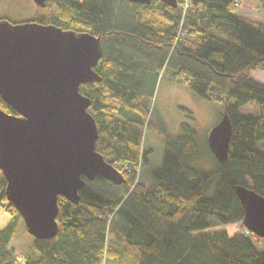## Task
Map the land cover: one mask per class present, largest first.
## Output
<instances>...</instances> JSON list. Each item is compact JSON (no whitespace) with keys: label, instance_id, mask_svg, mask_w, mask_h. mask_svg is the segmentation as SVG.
<instances>
[{"label":"trees","instance_id":"1","mask_svg":"<svg viewBox=\"0 0 264 264\" xmlns=\"http://www.w3.org/2000/svg\"><path fill=\"white\" fill-rule=\"evenodd\" d=\"M256 1L264 11V0ZM239 5V0H178L176 7L160 0L35 5L32 21L101 38L103 56L95 71L102 80L80 90L92 99L97 150L126 181L83 177L80 202L59 197L58 234L32 237L24 264H107L126 258L134 264H264V249L253 233L243 232L245 211L235 192L242 185L264 196V82L251 77L252 71H264V21L239 13ZM162 77L222 104L221 117L228 113L233 135L225 162L216 159L207 140L216 160L207 170L196 164L199 144L191 124L181 123L176 135L159 125L163 162L147 185L139 180L150 152L142 150L145 129L154 126L146 100L155 97ZM247 105L256 111L242 112ZM0 108L16 114L1 95ZM6 187L0 170V206L12 215L0 227V264H19L10 245L23 221ZM213 220L239 221L242 231L206 230Z\"/></svg>","mask_w":264,"mask_h":264},{"label":"water","instance_id":"2","mask_svg":"<svg viewBox=\"0 0 264 264\" xmlns=\"http://www.w3.org/2000/svg\"><path fill=\"white\" fill-rule=\"evenodd\" d=\"M45 7L48 0H33ZM150 4L153 0H128ZM172 7L178 0H160ZM103 56L101 38L36 21L0 19V95L15 111L0 108V170L6 196L28 232L37 239L59 232V197L78 204L87 178L117 185L124 174L97 150L98 126L92 99L80 88L100 82L95 71ZM233 125L227 112L208 133L217 160L229 158ZM242 224L264 239V196L235 187Z\"/></svg>","mask_w":264,"mask_h":264},{"label":"rangeland","instance_id":"3","mask_svg":"<svg viewBox=\"0 0 264 264\" xmlns=\"http://www.w3.org/2000/svg\"><path fill=\"white\" fill-rule=\"evenodd\" d=\"M32 0H0V18H7L12 22L23 20L32 21L36 17V6ZM239 13L255 20L264 21V11L256 0H239ZM24 22V21H23ZM251 77L258 82H264V71H252ZM150 110L148 121L154 124L152 128L145 129L142 140V150H149L148 163L141 165L139 180L149 185L153 181V173L161 167L164 156L163 136L159 134L157 127L164 125L169 135L180 132L181 123L191 124L197 132L199 155L195 159L196 164L203 169H213L216 160L207 148L208 133L221 119L223 106L215 101L201 97L193 92L188 85L170 82L162 77L158 83L155 97L146 100ZM185 109L191 111V115ZM253 105L242 108V112H255ZM109 160V159H108ZM12 215L0 206V227H3ZM20 226L11 242L10 248L14 251L19 264H24V252L32 241V235L25 229V222ZM24 223V224H23ZM226 229L230 234L242 231L239 221L222 223L213 220L206 230ZM258 248L264 249V239L252 234ZM107 264H134L132 259L126 258L122 262L109 260Z\"/></svg>","mask_w":264,"mask_h":264},{"label":"built area","instance_id":"4","mask_svg":"<svg viewBox=\"0 0 264 264\" xmlns=\"http://www.w3.org/2000/svg\"><path fill=\"white\" fill-rule=\"evenodd\" d=\"M237 5H238V4H237ZM243 232H244L245 235H250V234H252L251 230L248 229V228H246V227H244Z\"/></svg>","mask_w":264,"mask_h":264}]
</instances>
